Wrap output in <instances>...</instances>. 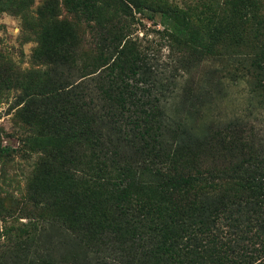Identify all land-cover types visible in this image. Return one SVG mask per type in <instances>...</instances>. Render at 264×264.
<instances>
[{
  "label": "trees",
  "instance_id": "1",
  "mask_svg": "<svg viewBox=\"0 0 264 264\" xmlns=\"http://www.w3.org/2000/svg\"><path fill=\"white\" fill-rule=\"evenodd\" d=\"M33 4L0 0L36 42L37 65L0 53V89L27 88L19 116L32 120L25 143L37 153L27 199L50 218L11 227L0 264H264V132L245 115H170L163 46L135 33L141 18L157 21L169 53L190 65L234 61L249 113L264 115V0H222L217 13L215 0ZM1 132L0 163L10 152Z\"/></svg>",
  "mask_w": 264,
  "mask_h": 264
},
{
  "label": "rangeland",
  "instance_id": "2",
  "mask_svg": "<svg viewBox=\"0 0 264 264\" xmlns=\"http://www.w3.org/2000/svg\"><path fill=\"white\" fill-rule=\"evenodd\" d=\"M210 1L167 0L169 3L176 2L180 6L191 7L202 6L203 2L210 4ZM216 1L213 13L220 12L222 0ZM44 2L45 0H34L32 9L39 8ZM138 16L139 14H136V17ZM141 21V24H135L137 30L135 33L138 37L148 32L147 37L150 40L163 46L159 54L160 60L156 65L159 72L157 79H162L163 99L170 115L176 118L189 116L191 120H197L196 124L208 121L217 124L235 115H245L255 124L257 131L264 132V115L249 113L254 100L247 85L236 78L233 79L231 75L235 70L233 66L237 63L233 65L234 61L217 59L202 60L190 65L186 59H180L177 51L169 53L165 40L160 39L156 31L162 29L157 21L146 18H141ZM25 32L19 17L7 12L0 13V53L21 69L35 68L37 65L32 60V52L36 42L33 39H25ZM78 45L79 56L89 55L92 45L90 37L87 36L85 42ZM78 62L83 65L81 60ZM88 80L91 81L90 78L86 79ZM26 91L25 86L0 89L1 141L2 145L10 149L9 155L4 156L3 162L0 163V247H5L9 243L11 227H25L30 220L40 225L38 218H42L41 216L50 218V213L45 211L46 208L33 206L27 199L26 181L37 153L25 143V139L31 138L33 134L32 120L25 124L19 116L24 100L22 96H25ZM35 116L36 113L33 112V118ZM45 226L51 227L48 224ZM13 232L14 230L11 236ZM52 235L55 237L54 233ZM58 240L57 237L55 241Z\"/></svg>",
  "mask_w": 264,
  "mask_h": 264
}]
</instances>
